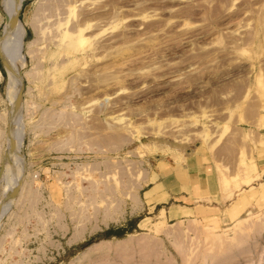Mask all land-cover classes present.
Wrapping results in <instances>:
<instances>
[{
    "label": "rangeland",
    "instance_id": "374dc122",
    "mask_svg": "<svg viewBox=\"0 0 264 264\" xmlns=\"http://www.w3.org/2000/svg\"><path fill=\"white\" fill-rule=\"evenodd\" d=\"M3 1L0 264H264V207L224 226L141 212L188 155L236 187L264 172V0H20L18 109Z\"/></svg>",
    "mask_w": 264,
    "mask_h": 264
},
{
    "label": "crops",
    "instance_id": "0c3cea01",
    "mask_svg": "<svg viewBox=\"0 0 264 264\" xmlns=\"http://www.w3.org/2000/svg\"><path fill=\"white\" fill-rule=\"evenodd\" d=\"M258 175L250 185L236 187L226 183V174L213 160L188 155L186 161L160 171L157 180L144 190L141 212L156 209L167 223H236L250 208L264 207V172Z\"/></svg>",
    "mask_w": 264,
    "mask_h": 264
},
{
    "label": "bare ground",
    "instance_id": "6f19581e",
    "mask_svg": "<svg viewBox=\"0 0 264 264\" xmlns=\"http://www.w3.org/2000/svg\"><path fill=\"white\" fill-rule=\"evenodd\" d=\"M19 1L20 0H4L3 1V7H2L4 12H5V19L7 21V32L4 35V50H5L4 55H5L6 62L10 66L7 70H8V76H9V91H8V93H9V96L11 97V105H10L11 108L14 107V105L18 99V95H19V91H20V87H21V82H20L21 76L19 74V69L21 67L19 66V61L22 60L23 44H24V37H25V30L22 26V23L20 22L19 19H17V15H18L19 11L22 9V6H21L20 10H18V8H17V4L19 3ZM33 44H34V42H30V43H28V46L31 47ZM35 44H36V42H35ZM76 47H77V43H73V44H70L69 49L75 50ZM2 56H3V53H2ZM13 115H14V112L12 111L10 114V117H12ZM16 116H15V118H16ZM14 123H15V121H14ZM14 127L15 126H13V128ZM16 131H17V134H19L18 129ZM11 135H13V134H11ZM16 142L13 141L14 147L18 146V145L16 146ZM18 149H17V151L20 150V149L19 150ZM7 155H8V153H7ZM10 157H11V155H10ZM6 160H8V159H6ZM20 162H22V161H20ZM9 166H11V165H9ZM7 204H10V203L7 202ZM6 212H8V210Z\"/></svg>",
    "mask_w": 264,
    "mask_h": 264
},
{
    "label": "water",
    "instance_id": "95a60500",
    "mask_svg": "<svg viewBox=\"0 0 264 264\" xmlns=\"http://www.w3.org/2000/svg\"><path fill=\"white\" fill-rule=\"evenodd\" d=\"M24 3L22 4V7H23ZM22 10V9H21ZM21 10L19 11L18 15H17V19H19V16H20V12ZM3 63H4V66L6 67V69H8L10 66L8 65V63L6 62V59L3 57ZM22 92H23V89L21 90V92L19 93L18 95V99L16 101V109H18L20 107V102H21V98H22Z\"/></svg>",
    "mask_w": 264,
    "mask_h": 264
}]
</instances>
